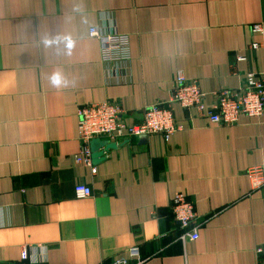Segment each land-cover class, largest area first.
Wrapping results in <instances>:
<instances>
[{
  "label": "crops",
  "instance_id": "1",
  "mask_svg": "<svg viewBox=\"0 0 264 264\" xmlns=\"http://www.w3.org/2000/svg\"><path fill=\"white\" fill-rule=\"evenodd\" d=\"M258 24L264 0H0V264H113L135 247L143 264H259L264 188L246 171L264 167V115L224 127L175 105L168 143L118 142L95 174L75 162L80 108L110 102L138 124L179 71L207 105L264 74ZM92 28L129 35L132 60L102 63ZM177 194L202 222L196 241L174 243Z\"/></svg>",
  "mask_w": 264,
  "mask_h": 264
},
{
  "label": "built area",
  "instance_id": "2",
  "mask_svg": "<svg viewBox=\"0 0 264 264\" xmlns=\"http://www.w3.org/2000/svg\"><path fill=\"white\" fill-rule=\"evenodd\" d=\"M253 33L263 34L264 25L251 27ZM89 36L101 44L102 63H128L132 60L129 35L115 31L102 32L98 28L89 30ZM259 43H253L251 49H259ZM242 60V59H240ZM206 114L212 124L224 127L237 125L240 117L260 118L264 115V74H247L237 89L224 90L215 95L212 105L206 104V94L183 72H177L173 80L172 92L165 103H155L144 110L143 120L138 124H128L123 119L121 106L102 102L80 108L78 111V137L82 143L81 152L75 156L76 163L96 169L92 163L91 142L95 139L117 144L118 142L141 137L161 136L169 142L180 129L174 118V106ZM251 192L264 188V167L255 166L246 171ZM75 192L83 197H90L91 188L85 184L77 185ZM171 214L174 221V243L185 244L199 238L202 222L196 214L193 202L183 194H177L171 201ZM176 231V233H175ZM45 247H38L45 251ZM21 259L31 261L28 247L23 248ZM138 248L131 249L129 258L117 259L113 264H143ZM259 264H264V257Z\"/></svg>",
  "mask_w": 264,
  "mask_h": 264
},
{
  "label": "water",
  "instance_id": "3",
  "mask_svg": "<svg viewBox=\"0 0 264 264\" xmlns=\"http://www.w3.org/2000/svg\"><path fill=\"white\" fill-rule=\"evenodd\" d=\"M141 140H146L147 137H141ZM91 153H92V162L98 163L100 160L104 159L105 154L117 148V144L108 143L106 141H101L95 139L91 142Z\"/></svg>",
  "mask_w": 264,
  "mask_h": 264
},
{
  "label": "clouds",
  "instance_id": "4",
  "mask_svg": "<svg viewBox=\"0 0 264 264\" xmlns=\"http://www.w3.org/2000/svg\"><path fill=\"white\" fill-rule=\"evenodd\" d=\"M45 43H51L50 41H45ZM51 83L54 86L59 87L63 83V78L59 73H54L51 77Z\"/></svg>",
  "mask_w": 264,
  "mask_h": 264
}]
</instances>
